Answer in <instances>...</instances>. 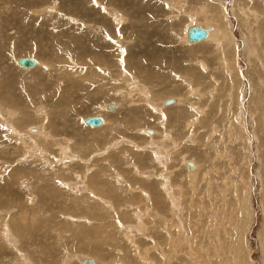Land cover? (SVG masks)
<instances>
[{
	"label": "rangeland",
	"instance_id": "374dc122",
	"mask_svg": "<svg viewBox=\"0 0 264 264\" xmlns=\"http://www.w3.org/2000/svg\"><path fill=\"white\" fill-rule=\"evenodd\" d=\"M216 21L237 98L215 44L186 41ZM87 260L264 264V0H0V264Z\"/></svg>",
	"mask_w": 264,
	"mask_h": 264
},
{
	"label": "bare ground",
	"instance_id": "6f19581e",
	"mask_svg": "<svg viewBox=\"0 0 264 264\" xmlns=\"http://www.w3.org/2000/svg\"><path fill=\"white\" fill-rule=\"evenodd\" d=\"M103 1V0H102ZM103 5V4H102ZM105 8V7H104ZM222 10H224L223 8H222ZM221 11V10H220ZM205 13V12H204ZM222 13H223V11H221V15H222ZM215 16L216 17H218V14L216 15V13H215ZM213 19H215L216 20V18H214L213 16H211ZM221 20H226V17H224L223 15H222V17L220 18ZM217 20H218V18H217ZM225 23V22H224ZM193 25H199V24H193ZM215 25L217 26V30H216V27L213 29L211 26L210 27H203L201 24L199 25V26H201L202 28H204V29H207V35H206V37L205 38H203V39H201V40H199L200 42H205V41H211L212 43H213V45L215 44V46H216V48H217V52H218V59H219V63H220V65H221V68H222V73H223V78H222V80H223V82H226V84L224 85V88H225V91H224V94H223V96H228L229 94L231 95L232 93L234 94L235 93V96H236V98H237V96H239V93H238V89H239V85L236 83L237 82V80H235L234 79V73L233 72H235L236 70H237V67H236V65L234 64V62L232 63V60H231V62L230 63H228L227 62V64L223 61V56H226V51H228V48H232L231 50L232 51H236L237 50V41H236V38H235V36H234V34H233V31L230 29V27H229V25L228 24H224V25H222L220 22H218V21H216L215 22ZM190 26H192V25H190ZM189 26V27H190ZM187 28H188V26L186 27V29H185V36H186V30H187ZM114 38V37H113ZM186 41L188 42V43H196V42H199V41H195V42H190V41H188L187 40V36H186ZM202 48H204V47H202ZM95 51H97V50H95ZM117 58H118V55H117ZM232 58H233V54H232ZM63 59H65V58H63ZM105 59V58H104ZM226 59V58H225ZM36 60V59H35ZM91 60V61H90ZM89 60V63L90 62H94L92 59H90ZM99 62H97L96 63V65L98 66V67H104V64H105V62H107V61H104L103 60V58H100V56H99ZM233 60H234V58H233ZM45 61V60H44ZM85 61V60H84ZM115 61V60H114ZM129 61V60H128ZM143 61V60H142ZM46 63V62H45ZM49 63V62H48ZM47 63V64H48ZM135 63H137V62H135ZM18 64V63H17ZM142 65H143V63H141ZM53 65V64H52ZM85 65V64H84ZM93 65V64H92ZM109 65V64H108ZM34 66H36V68H34V69H38L39 67H41V66H44V68H47V67H49V65H45L41 60H39V62H37V60H36V65H34ZM33 66V67H34ZM22 67V66H21ZM70 67V66H69ZM203 67V66H202ZM24 68H32V67H24ZM110 68V67H109ZM130 68V67H129ZM136 68V67H135ZM134 69V68H133ZM143 69V68H142ZM202 69H204V71H206L207 70V67H205V68H202ZM226 69H227V71H226ZM79 70V69H78ZM101 70V69H100ZM224 70H225V72H224ZM102 71V70H101ZM131 71V70H130ZM134 72V71H133ZM55 73H57V72H55ZM63 73V74H62ZM61 74L62 75H64V76H67V74L66 73H64V72H62ZM178 73H180V74H185V75H187L188 73H190L189 75V77H191L192 79H193V81H194V83L195 84H198L199 82H201V81H203V80H206V76L207 75H205V74H202V73H200L201 75H197V73L194 71V69H193V71H191V68H188V69H186L185 71H179ZM231 73H232V75H231ZM101 74L102 75H104V72H101ZM136 74H137V72H136ZM139 74V73H138ZM149 74H153V73H149ZM149 74H147L146 76H144V78H150L151 77V75H149ZM226 74L229 76V77H227L226 76ZM40 75V74H39ZM99 75V74H98ZM177 75V74H176ZM58 76H60V72H59V75ZM174 76V75H173ZM68 77H69V75H68ZM72 77H74V76H72ZM137 77H139V78H141V79H144L143 77H140V75H137ZM210 78L211 79H213L214 80V78H216V77H211L210 76ZM219 80V79H218ZM215 81V80H214ZM79 82V81H78ZM198 82V83H197ZM134 83V82H133ZM202 83V82H201ZM232 84L234 85V89L231 91V90H229L230 88L232 89ZM134 85V84H133ZM201 85V84H200ZM241 87V86H240ZM174 88V87H173ZM172 87H166L165 88V91H164V93H165V96L166 95H170V94H172V93H175V94H177V96H178V98H177V100L175 101L176 103L174 104V106L176 107V106H178L179 104H180V102H181V97H183V95H184V93L180 90V88L179 89H176V90H174ZM166 100L167 99H164V105L165 106H167V105H170V104H172V103H174V99H172V101L170 102V103H166ZM171 100V99H170ZM193 101H198V100H193ZM227 104H228V102H227ZM225 106H226V104H225ZM116 108H118V105L117 104H115V103H110V104H108L107 106H106V109L107 110H109V111H112V110H114V109H116ZM166 109V108H165ZM260 110V109H259ZM36 111V110H35ZM34 111V112H35ZM166 113L167 114H178L179 116H182V112H180V111H182L181 110V108L178 106V107H176V108H174V109H170L169 110V108L168 109H166ZM95 117H97V116H95ZM45 118H46V116H45ZM61 118V116L59 117V119ZM89 118V117H88ZM101 118V117H100ZM178 118V117H177ZM227 118V117H226ZM87 119V118H86ZM86 119L84 120V123L86 124V125H90V124H88V123H86ZM102 119V123L100 124V125H90V126H93V127H98V126H102V125H105L106 124V119L104 120L103 118H101ZM176 120V119H175ZM9 121V120H8ZM63 126H65V125H63ZM13 127V126H12ZM32 127V126H31ZM34 127V126H33ZM49 128V127H48ZM36 129V128H35ZM103 129H108V127H104ZM33 130V129H32ZM188 130V129H187ZM89 131H93L92 133H98L95 129H90ZM29 132V131H28ZM156 132L157 131H153V133H152V130L150 131V130H148V129H145L144 130V133L146 134V135H148V136H152V135H155L156 134ZM22 133V132H21ZM45 136V135H44ZM30 137V136H29ZM63 137H66V136H63ZM66 138H68V137H66ZM73 138V137H72ZM149 138V137H148ZM153 138H154V136H153ZM23 139V138H22ZM36 139H37V137H36ZM194 139V138H193ZM186 140L187 142H193L194 140ZM25 140H26V138H25ZM68 140V139H67ZM84 140L82 139L81 140V142H83ZM185 142V141H184ZM55 143V142H54ZM74 143V142H73ZM181 143V142H180ZM28 144V143H27ZM197 145H199V144H197ZM23 146V145H22ZM205 146V145H204ZM139 147V146H138ZM61 150V149H60ZM33 151V150H32ZM63 151V150H62ZM99 154V153H98ZM29 156V155H28ZM38 157V156H37ZM145 158V157H144ZM146 160H139V163L140 164H144V162H145ZM185 162V161H184ZM188 162H190V163H192V165H193V168H189L190 170H194V169H196L197 168V166H196V164L194 163V162H191V161H186V163H185V165H187L188 164ZM138 163V164H139ZM133 165V164H132ZM188 166V165H187ZM135 167H137L136 165H135ZM197 170V169H196ZM192 173V172H191ZM119 177V176H118ZM156 177V176H155ZM65 181V180H64ZM226 182V181H225ZM142 189V188H141ZM148 197V196H147ZM34 199V198H33ZM102 202V201H101ZM153 204V203H152ZM132 206V205H131ZM108 207V206H107ZM126 228V227H125ZM147 230V229H146ZM12 241V240H11ZM138 252H139V250H138ZM139 255V254H138ZM87 263V262H86ZM87 264H89V263H87ZM91 264H93V261H91Z\"/></svg>",
	"mask_w": 264,
	"mask_h": 264
},
{
	"label": "water",
	"instance_id": "95a60500",
	"mask_svg": "<svg viewBox=\"0 0 264 264\" xmlns=\"http://www.w3.org/2000/svg\"><path fill=\"white\" fill-rule=\"evenodd\" d=\"M207 35V29L202 28L199 25H192L187 28L186 30V36L187 40L190 42L199 41L203 38H205ZM18 65L22 67H33L36 65V60L32 57H20L17 60ZM171 98H168L166 100V103H170L172 101ZM86 123L90 125H100L102 123V119L100 117H89L86 119ZM188 167L193 168L192 163L188 162ZM87 263L91 264V260H87Z\"/></svg>",
	"mask_w": 264,
	"mask_h": 264
}]
</instances>
